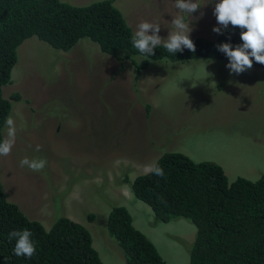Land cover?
<instances>
[{
  "label": "rangeland",
  "instance_id": "374dc122",
  "mask_svg": "<svg viewBox=\"0 0 264 264\" xmlns=\"http://www.w3.org/2000/svg\"><path fill=\"white\" fill-rule=\"evenodd\" d=\"M59 1L85 7L105 0ZM174 2L113 5L133 33L148 21L159 24L158 35L166 39L174 30ZM217 2L199 0L204 15L193 20L191 39L217 37L212 31L219 27L213 15ZM17 54L12 83L3 88L17 130L11 154L0 156L3 190L46 231L62 217L83 226L103 264H126L106 227L114 207L128 210L133 226L167 264H188L194 225L185 219L156 222L129 184L166 152L217 164L230 183L238 177L256 181L264 172V69L230 75L225 61L173 63L143 56L120 63L88 39L57 51L33 37ZM142 62L147 65L136 80L134 63ZM14 93L17 102L10 99ZM2 134L4 140L7 127ZM24 157L45 158L47 165L33 172L20 166Z\"/></svg>",
  "mask_w": 264,
  "mask_h": 264
},
{
  "label": "trees",
  "instance_id": "16d2710c",
  "mask_svg": "<svg viewBox=\"0 0 264 264\" xmlns=\"http://www.w3.org/2000/svg\"><path fill=\"white\" fill-rule=\"evenodd\" d=\"M113 3L105 0L76 7L59 0H0V141L12 108L10 100L3 97V88L12 83L17 49L26 40L35 37L54 50L69 51L80 40L88 39L101 53L120 63L142 56L131 44L134 33ZM240 31L229 25L213 40L192 38L195 52L184 49L173 55L161 45L148 59L228 63L216 45L241 44ZM146 65L134 63L136 80ZM252 68L262 70L264 66L253 62ZM218 86L223 87V83ZM10 99L17 102L19 94H12ZM157 162L164 177L150 173L138 176L129 183L131 192L151 209L156 222L185 219L194 225L196 236L189 247L188 264H264V172L256 181L238 177L230 183L219 165L197 163L178 152H166ZM106 227L123 250L126 264H167L154 244L133 226L125 207L111 210ZM23 229L32 232L36 244L31 259L13 255L15 239L8 242L9 232ZM0 264L103 263L83 226L62 217L46 231L8 201L0 181Z\"/></svg>",
  "mask_w": 264,
  "mask_h": 264
},
{
  "label": "clouds",
  "instance_id": "9594fccd",
  "mask_svg": "<svg viewBox=\"0 0 264 264\" xmlns=\"http://www.w3.org/2000/svg\"><path fill=\"white\" fill-rule=\"evenodd\" d=\"M175 8L178 10L171 24L173 31L169 32L166 39L161 38L160 25L148 21L138 24L137 30L131 38L132 46L146 59L155 55L154 50L158 46H163L168 53L175 55L183 52L184 49L195 52V44L190 38L194 30L191 26L193 20L203 17L202 6L199 0H175ZM199 12L198 17H193V13ZM213 15L219 27H213L215 34H223L229 25L239 28L241 44L233 46L231 43H221L216 45L217 51L223 53L228 63L225 67L229 74L240 75L249 71L253 67V62L264 66V0H218L213 9ZM151 32V34H149ZM213 61H207V64ZM206 67V66H205ZM205 71V70H204ZM207 77L212 73L205 72ZM7 125V136L0 141V156H8L15 145L17 130L15 121L8 117L5 121ZM41 146H36V151H40ZM47 160L45 158L29 159L24 157L20 161V166H27L33 172H41L45 169ZM148 173L163 178L165 173L158 162L145 166ZM164 203L162 197H158ZM32 232L29 229L11 231L8 233V242L15 239L13 255L31 259L36 253V244L32 240Z\"/></svg>",
  "mask_w": 264,
  "mask_h": 264
}]
</instances>
